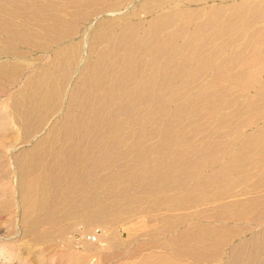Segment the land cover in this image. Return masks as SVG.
Instances as JSON below:
<instances>
[{
    "label": "bare ground",
    "instance_id": "1",
    "mask_svg": "<svg viewBox=\"0 0 264 264\" xmlns=\"http://www.w3.org/2000/svg\"><path fill=\"white\" fill-rule=\"evenodd\" d=\"M0 12L21 44L72 40L59 73L32 75L14 100L22 137L0 153V212L13 198L27 254L43 261L99 225L112 248L169 234L127 248L126 264H264V0H0ZM58 92L62 118L29 140L30 116ZM210 219L262 229L242 238Z\"/></svg>",
    "mask_w": 264,
    "mask_h": 264
},
{
    "label": "rangeland",
    "instance_id": "2",
    "mask_svg": "<svg viewBox=\"0 0 264 264\" xmlns=\"http://www.w3.org/2000/svg\"><path fill=\"white\" fill-rule=\"evenodd\" d=\"M142 3V1H141ZM219 3V2H218ZM229 3V2H227ZM15 4L19 5L21 2H16ZM213 4L212 2H209L208 5ZM141 4L136 2L134 6L128 8V13H137L139 10V6ZM195 7V6H194ZM130 11V12H129ZM149 18H151L148 15L142 14V20L147 21ZM83 26L81 30H84ZM63 32L64 29H57V31ZM0 34V64L4 63H13V64H21V68L19 70H13L10 72V76H4L2 75L0 77V148L5 146L6 150H0V153L9 154L11 151L17 152L14 149L8 150L9 148H13L12 146H17L20 144V139H17L19 137H22V130L20 121L18 120L19 116L16 114V111L14 107H11L12 105H15L16 101L15 99L17 96H19V93L25 89V87L28 84V81L30 80L29 77H31L34 74H39L44 69V72H51V66L52 64L57 63L55 61V53L56 51L62 49L61 47H65L71 44V39L62 40L59 43H44L43 45L36 47L28 46L27 44H21L16 42L15 40H12V36L8 33ZM3 39V40H2ZM7 39V42L4 41ZM9 58V59H8ZM9 60V61H8ZM69 69L67 72V78L66 80L69 81H75L79 78V76L75 75L74 71H70ZM71 74V75H69ZM73 75V76H72ZM71 76V77H69ZM73 77V78H72ZM77 77V78H76ZM72 78V80H71ZM65 95V92H63ZM13 100V101H12ZM66 108V103H61L60 111L58 112V115L53 116V118H50L49 124L52 121L58 120L62 118L61 112L62 110ZM19 121V122H18ZM49 126L43 127V130H47ZM14 133V134H13ZM13 134V135H12ZM34 136V135H32ZM17 144V145H16ZM215 167L208 168L206 172L211 173ZM4 176H0V182L6 183L7 179ZM3 179V180H2ZM1 190V189H0ZM2 192V191H1ZM0 199H2L0 197ZM262 208L264 206H261ZM20 212L17 213V204L15 201H13L12 198V207L6 211V212H0V247H3L0 251L2 254L0 255V264H126L124 263L126 261L125 253L124 251L129 248L131 250V247H135L136 243H139L142 241L149 240L155 242L156 240H164L169 236V234L161 235L158 238H152L145 235L144 237L140 236L137 239L138 242H135L133 244L125 243L123 245H113L108 246L107 244H104V242H100V235L102 233V228L99 227V225H93L90 228L85 229L83 225H79L74 230L69 232L67 234V241L66 243L61 242H55L52 246L48 247V249L45 252L44 260H39L37 255L33 252L26 253L25 247L23 246V242L20 240L21 238V231L17 228L20 224ZM136 217V216H135ZM145 222L148 221V217L143 218ZM198 222L196 219H193L192 221H189V223H196ZM203 223H209V224H218L221 225V228H230V229H241L242 231H246L249 233L242 235L241 237L244 238L249 236L252 233H258L261 231L262 228H257V224L250 220L245 219H239V220H214L210 219L209 221H202ZM122 226L120 224L115 226V229H120ZM185 226H181L180 228H184ZM107 233H110L107 231ZM90 244L91 250H86V247L84 246V242L86 241ZM97 238V240H90V237ZM111 236V235H109ZM115 235L113 234L112 241L114 242L116 238L114 239ZM241 237L233 238L232 241L229 240V238L225 239L222 242V247L220 251V256L223 257L225 260V257L228 255V253L231 250L232 245L235 242L240 241ZM83 239V240H82ZM71 242V243H70ZM21 244V245H20ZM67 244V245H65ZM20 245V247H19ZM59 245V246H58ZM128 245V246H126ZM126 246V247H125ZM23 247V248H22ZM151 248V247H149ZM149 248L145 249L143 252H140L139 254L135 255V258L131 259V261H134L138 259L137 257L141 256L142 254H147L154 249L148 250ZM51 249V250H50ZM48 251V252H47ZM97 251V253H96ZM103 253L102 257H100V252ZM6 252L8 254H6ZM99 254V255H97ZM12 257V260L10 262H5V258ZM134 256V255H133ZM172 256H174L172 254ZM2 257V259H1ZM67 257V258H66ZM78 258L74 260V258ZM73 259V260H72ZM194 261L189 260V263H192ZM202 264L200 262H196V264ZM213 264V263H209Z\"/></svg>",
    "mask_w": 264,
    "mask_h": 264
},
{
    "label": "crops",
    "instance_id": "3",
    "mask_svg": "<svg viewBox=\"0 0 264 264\" xmlns=\"http://www.w3.org/2000/svg\"><path fill=\"white\" fill-rule=\"evenodd\" d=\"M2 15H4V13L2 14V12H0V28L4 27L3 22L1 20ZM12 16H14V15H12ZM0 34H2V33L0 32ZM11 36H12V40H15L14 36L13 35H11ZM4 41L7 42V39H5ZM16 42H18V41H16ZM18 43H20V42H18ZM0 53H1V51H0ZM55 61H57V63L52 64L50 71H54V69L57 67V65L64 63V62L60 63L58 56H55ZM66 61H68V60H66ZM19 68H21V64H13V63L0 64V77L2 75L10 76V74H11L10 72L13 71L11 69L19 70ZM66 68L68 69V65L66 66ZM71 68H73V66H71ZM43 70L44 69H42V71H38V72H44ZM55 70H57V72H56L57 74L60 71L58 69H55ZM62 94H64V93L58 92L57 94L50 95V97H48L47 103L45 105H43V107L40 109L41 113L39 112L36 114H32L30 116L31 124L34 125L32 128V131H34L32 133V135H34V136H32V135L28 136L27 138L29 140H37L43 136H46L45 133L42 134L41 131H39L40 130L39 126L41 124L46 123V121H48L52 117V114H53V116L58 115V112L60 111V108H61V103L63 102V95ZM20 96H21V92L19 93V96H17L13 100H17ZM24 98L28 99L27 97H24ZM38 110H39V108H38Z\"/></svg>",
    "mask_w": 264,
    "mask_h": 264
},
{
    "label": "built area",
    "instance_id": "4",
    "mask_svg": "<svg viewBox=\"0 0 264 264\" xmlns=\"http://www.w3.org/2000/svg\"><path fill=\"white\" fill-rule=\"evenodd\" d=\"M92 240H95V238L93 237Z\"/></svg>",
    "mask_w": 264,
    "mask_h": 264
}]
</instances>
